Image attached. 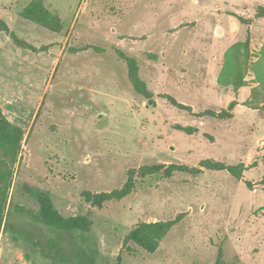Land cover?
<instances>
[{
  "label": "rangeland",
  "instance_id": "1",
  "mask_svg": "<svg viewBox=\"0 0 264 264\" xmlns=\"http://www.w3.org/2000/svg\"><path fill=\"white\" fill-rule=\"evenodd\" d=\"M31 1L0 0V111L21 135L15 161L0 146V264H264V0H45L59 32L21 17ZM153 166L199 171L138 175ZM129 171L130 195L85 203ZM39 192L90 230L44 226ZM176 218L152 254L124 243Z\"/></svg>",
  "mask_w": 264,
  "mask_h": 264
},
{
  "label": "trees",
  "instance_id": "2",
  "mask_svg": "<svg viewBox=\"0 0 264 264\" xmlns=\"http://www.w3.org/2000/svg\"><path fill=\"white\" fill-rule=\"evenodd\" d=\"M256 17L264 18V7L259 6L257 8ZM21 17L35 25L43 27L51 32H59L62 29L61 20L57 14L50 12L44 4V0H32L30 4L21 13ZM0 30L8 32V27L0 19ZM14 42L19 46L28 47L23 44V42L16 37H14ZM33 49V48H32ZM121 59L126 62L128 66V79L133 88V90L144 99H150L151 93L147 90L145 83L141 81L138 75V65L134 58L128 57L123 53L119 52ZM258 74V81L264 86V76ZM239 85V84H238ZM240 86V85H239ZM238 87V86H237ZM255 96H260L261 92L253 90ZM264 96V94H262ZM21 137L19 130L13 127L3 116L0 111V146L4 149L5 154H12L14 161L17 157V150L19 147V140ZM16 139V140H14ZM201 167L207 170L221 171L228 170L232 171L231 167H227L220 163H214L211 161H204L201 163ZM163 171V172H161ZM176 171H184L190 173H198V169H188L179 166H170L167 168H161L158 166L144 167L138 171V175L141 178H146L147 176L161 175L163 178H169ZM161 173V174H160ZM135 172L129 171L127 174V180L125 184L111 192L92 194L90 192H83L82 196L85 203L89 204L95 208H102L105 203L112 201H120L123 198L130 195L136 185V180L134 178ZM6 194V193H5ZM38 206L39 214L38 219L40 223L49 229L58 232H88L91 227V221L83 215L69 216L65 217L61 215L47 193L39 192L34 195ZM6 197L3 198V203ZM1 214V210H0ZM2 219V218H1ZM180 218H176L172 221L167 222H157V223H142L137 225L124 239V243L127 245L133 243L137 247L141 248L145 252L152 254L159 247L162 239L168 234V232L179 223Z\"/></svg>",
  "mask_w": 264,
  "mask_h": 264
},
{
  "label": "crops",
  "instance_id": "3",
  "mask_svg": "<svg viewBox=\"0 0 264 264\" xmlns=\"http://www.w3.org/2000/svg\"><path fill=\"white\" fill-rule=\"evenodd\" d=\"M45 1V0H44ZM220 31V30H219ZM218 33V30L216 31V34Z\"/></svg>",
  "mask_w": 264,
  "mask_h": 264
}]
</instances>
